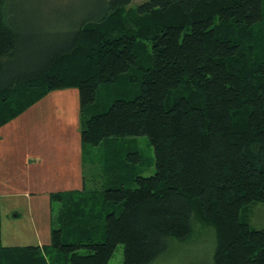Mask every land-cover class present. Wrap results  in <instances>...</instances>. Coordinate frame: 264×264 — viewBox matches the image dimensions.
Segmentation results:
<instances>
[{
  "label": "trees",
  "instance_id": "16d2710c",
  "mask_svg": "<svg viewBox=\"0 0 264 264\" xmlns=\"http://www.w3.org/2000/svg\"><path fill=\"white\" fill-rule=\"evenodd\" d=\"M30 1L0 0V127L77 88L83 160L146 136L156 172L52 193L51 245L4 246L0 202V264H109L119 245L123 264H151L191 237L195 215L215 231L214 264H264V229L243 216L264 203V0H146L139 26L125 17L134 0H92L78 21H45L59 29L49 37L28 30ZM140 40L151 44L141 70ZM125 77L135 97L101 107L99 91Z\"/></svg>",
  "mask_w": 264,
  "mask_h": 264
},
{
  "label": "rangeland",
  "instance_id": "374dc122",
  "mask_svg": "<svg viewBox=\"0 0 264 264\" xmlns=\"http://www.w3.org/2000/svg\"><path fill=\"white\" fill-rule=\"evenodd\" d=\"M91 1L92 0H31L29 3V12L24 15L29 22L28 30L32 34L37 35V37L53 36V33L57 32L59 29L57 28L55 30L52 29L53 26H45V21L54 23L56 20H59L58 23L62 22L63 24H65L66 21H71L73 19L78 21V19L85 14L95 11L94 7L92 8L90 5L92 3ZM145 1L146 0H134L125 13L126 19L127 17L131 18L132 22L136 23L138 26L146 24L138 22V17H136L135 11L136 6ZM85 9L89 11H85ZM129 13H131V15ZM259 32L264 34V24L260 25ZM136 49L138 53H140L141 57L144 58V62L141 65V68H139L141 70L142 68L149 66L151 63V44L148 41L140 40ZM140 70L137 69L139 73L141 72ZM138 88V82H130L129 78L125 77L115 86L106 87L99 91L100 106L103 108L108 107L115 99L118 98L132 99L137 94ZM57 97L58 98H53L41 103L36 108L37 115L35 118H32V116L27 117L26 115L21 117L20 120L23 124L19 127L18 134L19 136H24L28 139L31 134V128L29 129L28 126H24V122L31 120L32 125H34V121L36 122L38 115H41L43 120V115L46 114L48 117L47 122L49 129L53 131V134L57 133L58 135L57 137L51 138L48 142L47 154L49 159L59 161L58 156L61 153L60 155H63L70 160L73 156L72 146H64V144L69 143L72 140L71 137L77 133V130L75 127L69 128L66 125L65 128H68L67 131L65 130V134L59 136V133L61 132L60 123L54 119H49V117L52 115L51 108L53 109L54 106L62 107V110H65L66 112H72V105L75 96L64 95L59 97L58 95ZM78 130V137H80V141L82 126L81 123L79 126V122ZM35 139L34 130L32 129V145L27 143L22 146V150L24 151L30 148V155L32 157H36L34 151L38 149ZM65 139L66 142L63 144ZM24 141V138L20 137L16 140L11 139L9 142L10 144L16 143L17 146H20L24 143ZM112 143L109 144V148L107 147L110 153L108 152L107 154H104V148L102 149L101 146V148H94L95 151L88 154L85 161L82 156L84 172H69V178L72 180V186L70 183L66 184L67 188L64 189H69V187L72 188L62 191L68 192L76 189L83 191L85 188L105 190L109 187L120 185L122 182L126 185L132 186V178L134 175L149 177L156 172L154 148L148 137L140 136L127 138L113 146ZM45 145L46 142L45 144L43 143V150ZM105 145L106 143H104L103 146ZM134 153H138L141 160L140 162L134 160L136 164H131L133 160L129 161L128 158ZM54 154H58V156L55 157ZM125 162H127L128 166L125 165ZM63 165L68 170L66 163ZM28 172H36L30 178V187L28 188V191H30L33 197V219H31L26 212L21 210L18 218L14 217L15 212L7 203L2 219L4 245L15 243V240L12 239V233H14L13 231L15 230L22 235L23 239H25L20 240V245L35 246L39 242L45 245L52 244L51 196L49 194L47 195L43 188L51 189L52 179L55 180L54 174L52 173L51 175H46L47 172H51V167L32 169ZM37 172H41V175ZM4 175L8 177L7 169ZM53 206L57 209L59 203L53 202ZM112 208L114 207H108L109 210ZM116 210H120V208L118 207ZM243 216H245V220L251 228L256 230L264 229V203H252ZM89 230H91L90 233L93 232L99 236L98 238H100L103 226L101 222L91 223ZM215 248L216 241L214 229L208 224L201 222L199 217L195 215L193 218V233L191 237L184 241L171 240L168 251L151 264H214ZM123 262L124 246L119 245L109 264H123Z\"/></svg>",
  "mask_w": 264,
  "mask_h": 264
},
{
  "label": "crops",
  "instance_id": "0c3cea01",
  "mask_svg": "<svg viewBox=\"0 0 264 264\" xmlns=\"http://www.w3.org/2000/svg\"><path fill=\"white\" fill-rule=\"evenodd\" d=\"M62 97L64 95H72L75 96L73 100L72 105V112H66L65 110H62V107H53L51 108V116L49 119H54L58 121L61 125L59 136L62 134H65V130L67 131L68 128L75 127L77 130V133L72 138V140L69 143H65L66 139L64 140L63 144L64 146H72V152L73 156L69 160V158H66L63 155L58 156V154H54L55 157L58 156L59 161H55L52 159H49L47 154V145L48 142L51 140V138L57 137V133L53 134V131L49 129L48 127V117L46 114L43 115V121L42 116L38 115L36 122L34 121V125H32V121H26L24 122V126H28V128H31V134L29 135L28 139H26L24 136H19L18 130L19 127L22 126L23 122H21V117L26 115L27 117L35 118L37 115L36 108L43 103L44 101L58 98L57 96ZM79 90L77 88H66L61 90L52 91L49 94H47L43 99L26 109L22 114H20L18 117L12 119L5 125L0 127V202H1V217L3 219V212L5 210V206L8 205L11 206L12 210H14L15 215L14 217H17L20 215V210L23 212H26L28 216H30L31 219H33V197L28 191V188L30 187V178L35 174L36 172H28L32 169H40V168H47L51 167V172H47V174L51 175L54 174L55 180L52 179L51 182V189L43 188L45 190L46 194L50 195L52 193L57 192H64L62 190H69L72 187L67 188L66 184H71L69 172H84V165L82 161L83 156V150H82V143L79 141L78 137V122L79 126L81 123L82 126V118H81V111L79 108ZM62 110V111H61ZM49 116V115H48ZM78 117V118H77ZM32 129L34 130V137L36 144L38 145V149L34 151L36 157H32L30 155V148L26 151L22 150V146L26 145L27 143L32 145ZM23 137L24 143H22L20 146H17L16 143L10 144V140ZM46 145L44 147V150L42 149L43 143ZM41 144V147H40ZM75 158V163H74ZM64 163H66V167L68 170L64 167ZM6 169L8 171V177L5 174ZM27 171V172H26ZM41 175V172H37ZM45 175V176H46ZM72 186V184H71ZM48 187V183H47ZM77 190V189H76ZM5 204V205H4ZM20 206V207H19ZM23 207V208H22ZM3 226V222H2ZM16 229V228H15ZM12 233V239L15 240V243L4 245L7 247H23L24 245H20V240L23 239L22 235L18 231H13ZM2 243H3V230H2ZM37 243L38 246H45V244ZM27 246V245H26Z\"/></svg>",
  "mask_w": 264,
  "mask_h": 264
}]
</instances>
